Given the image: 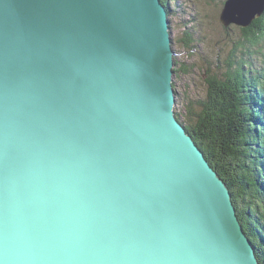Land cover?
<instances>
[{
	"label": "water",
	"instance_id": "water-1",
	"mask_svg": "<svg viewBox=\"0 0 264 264\" xmlns=\"http://www.w3.org/2000/svg\"><path fill=\"white\" fill-rule=\"evenodd\" d=\"M169 24L158 0H0V264H259L175 115Z\"/></svg>",
	"mask_w": 264,
	"mask_h": 264
},
{
	"label": "trees",
	"instance_id": "trees-1",
	"mask_svg": "<svg viewBox=\"0 0 264 264\" xmlns=\"http://www.w3.org/2000/svg\"><path fill=\"white\" fill-rule=\"evenodd\" d=\"M163 2L171 11V2ZM192 41L188 35L184 45L188 47ZM263 42L264 14L241 29L238 39L231 40V47L242 51L239 58L233 50L225 58L218 55L211 67L206 62L183 68L176 57L174 65L176 77L180 72L188 74L193 68H203L205 89L199 98L188 101L185 126L226 181L243 230L255 244L259 264H264Z\"/></svg>",
	"mask_w": 264,
	"mask_h": 264
},
{
	"label": "rangeland",
	"instance_id": "rangeland-1",
	"mask_svg": "<svg viewBox=\"0 0 264 264\" xmlns=\"http://www.w3.org/2000/svg\"><path fill=\"white\" fill-rule=\"evenodd\" d=\"M163 1L161 0L162 3H164ZM168 1L171 2V11H168L169 25L172 45L176 53V62H179L178 66L182 64L183 68L184 66L192 67L193 65L202 66L208 62V66L211 67L213 65L212 60L214 61V59L218 58V55L222 59L233 50L235 51V56L238 57V54H241L242 51L231 47V40L238 39L240 30L245 27L234 23L224 26L220 22L219 14L225 0ZM263 14L264 11L261 12L260 17ZM257 18L259 19V17L255 19L258 20ZM188 35L193 37V41L186 47L184 41ZM203 57H211L212 59L206 60ZM253 58H256V55H253ZM219 61L221 62V60ZM183 68L182 71H184ZM212 71H215L213 67ZM184 72H180L177 75L178 78L175 75L173 77L172 86H174L173 89L176 92L174 111L175 115L176 113L177 116L180 114L177 119L181 122L186 132L193 138L186 129L185 124L187 123L184 113L187 111L188 101L194 100L197 97L199 98L204 92L203 68L199 71H197V68H193L188 74ZM232 187L235 188L234 185Z\"/></svg>",
	"mask_w": 264,
	"mask_h": 264
},
{
	"label": "bare ground",
	"instance_id": "bare-ground-1",
	"mask_svg": "<svg viewBox=\"0 0 264 264\" xmlns=\"http://www.w3.org/2000/svg\"><path fill=\"white\" fill-rule=\"evenodd\" d=\"M255 2L254 3H256L257 5H259V6H263L264 7V0H254ZM158 2H159V5L163 8V11H164V14H165V17H166V22H168V21H170V19H169V12H168V9H167V6L164 4V3H162L161 2V0H158ZM225 2H226V0H225ZM225 2H224V4H225ZM223 4V7H222V9H221V11H223V8H224V5ZM242 9L244 10L245 9V6H243L242 7ZM221 13V12H220ZM256 18V17H255ZM254 18V19H255ZM253 19V20H254ZM220 20V19H219ZM252 20V21H253ZM252 21H251V23H252ZM220 22L224 25V26H228L229 24H231V23H234V24H237V25H240V26H242L241 24H239V23H237V22H235V21H233V20H227V22H226V24H224V22H222L221 20H220ZM245 23H248L247 21H245ZM251 23H249V24H251ZM249 26V25H248ZM242 27H247V26H242ZM167 29H168V37L170 38V43H171V46H172V48H173V43H172V38H171V30H170V28L168 27V25H167ZM175 57H176V53H175V50H174V53H173V55L172 54H170V61H171V70H170V80L173 82V77H174V65H175ZM172 68H173V71H172ZM173 88H174V86H173ZM174 95H176V92L174 91ZM176 97V96H175ZM175 103H176V100H175ZM175 103L173 104V109H174V106H175ZM194 140V139H193ZM195 142V141H194ZM196 143V142H195ZM197 144V143H196ZM197 146L200 148V146L197 144ZM201 149V148H200ZM202 150V149H201ZM204 153V152H203ZM209 162V161H208ZM213 167V166H212ZM213 169L215 170V168L213 167ZM216 171V170H215ZM217 172V171H216ZM217 174L220 176V174L217 172ZM220 178L222 179V181H223V183L225 184V187L228 189V192H229V197L231 198V203H232V211H233V214H234V216H235V214H237V210H236V208H234L235 206H234V202H233V199H232V194H231V192H230V189H229V187H228V185H227V183H226V181L220 176ZM220 179V180H221ZM236 217V216H235ZM237 217H238V215H237ZM236 217V219H238V221L239 222H241L240 221V219H239V217L237 218ZM241 225V224H240ZM242 229H243V227H242V225L240 226ZM244 233H246L244 230H242ZM249 238V237H248ZM249 241H250V243H251V245H252V247L254 248L255 247V244L252 242V240L249 238ZM259 262V261H258Z\"/></svg>",
	"mask_w": 264,
	"mask_h": 264
}]
</instances>
